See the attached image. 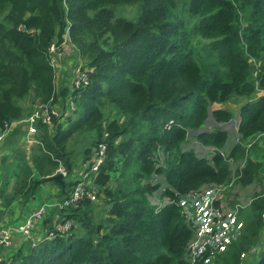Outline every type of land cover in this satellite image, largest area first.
I'll use <instances>...</instances> for the list:
<instances>
[{
	"label": "trees",
	"instance_id": "obj_1",
	"mask_svg": "<svg viewBox=\"0 0 264 264\" xmlns=\"http://www.w3.org/2000/svg\"><path fill=\"white\" fill-rule=\"evenodd\" d=\"M139 2L136 19L115 12ZM65 32L91 69L90 83L75 90L76 110L55 118L52 127L39 123L30 159L11 147L0 156V216L14 203L28 206L47 182L58 186L54 202L68 198L101 142L107 156L92 177L104 194L106 214L97 215L87 197L50 208L45 229L56 219H70L71 231L52 239L45 234L35 245L23 241L0 264H189L193 230L176 193L229 183L231 157L238 164L237 183L264 179V161L247 156L242 144L264 134V0H0V124L31 113L34 107L23 104L27 98L55 103L59 94L63 100L69 94V88L56 90L49 53ZM250 58L259 62L257 76ZM234 98H244L242 143L225 157L220 149L228 132L199 130L210 114L229 122L234 112L213 106ZM191 131L197 142L217 148L211 157L185 146ZM77 133L91 144L81 152L82 164L70 146ZM61 165L67 175L56 179ZM154 174L162 181L152 183ZM161 183L162 194L176 202L152 201ZM242 216L239 237L211 264H242L241 254L260 242L264 195ZM256 264H264V252Z\"/></svg>",
	"mask_w": 264,
	"mask_h": 264
},
{
	"label": "built area",
	"instance_id": "obj_2",
	"mask_svg": "<svg viewBox=\"0 0 264 264\" xmlns=\"http://www.w3.org/2000/svg\"><path fill=\"white\" fill-rule=\"evenodd\" d=\"M59 48L60 46L57 42L51 44L49 48L51 61L55 66ZM250 60L252 64L257 63V68L253 73L254 76H257L259 62L254 58H250ZM90 71L91 70L83 66V64L76 69L73 83L69 87V94L64 99L67 107L66 109L56 106L53 98L48 102L37 101L31 113L24 115L20 119L0 124V145L3 144L10 130L17 126H22L24 128L23 141L26 144L33 145L38 143L36 135L39 132V123L52 127L55 118H61L62 115H69L72 111L76 110L77 105L74 99V92L76 89L85 87L90 83ZM236 137V142L228 151L227 148H225L226 146L220 149V152L225 157L230 155L236 144L242 143L240 134H237ZM256 141L257 140H250L242 144H244V146L247 144L251 146ZM193 147H195L200 155L209 157L217 150V148L213 146H205L196 140L193 143ZM106 156L107 144L101 142L94 148L88 161L85 163L84 169L78 174L79 181L68 198L61 202H55L52 206L47 203L41 206L39 205L21 222L10 224L5 227L0 226V262L5 259L4 252L16 242L17 236H25L28 240H31L33 245L40 240L37 236L39 224L43 222L51 207L62 209L70 205H77L85 197L93 201L96 200L99 191L94 183V177H92V175L99 171ZM229 160L231 165L232 162L235 161L232 157ZM244 164L245 162L243 161L240 168H242ZM57 172L62 173L64 176L67 175V171L65 172L61 168L58 169ZM57 172L56 174H58ZM237 178L236 170H233V178L227 184H216L207 188L192 190L185 194L176 193L179 197L182 215L193 230V235L187 246L189 264H211L216 255L225 250L228 245L240 235L242 229V226L239 227L238 219L240 211L249 207L253 203V199L246 200L243 198L241 201L239 200L231 205H227L223 200L225 191H228L234 185ZM150 181L152 183H158L162 181V177L159 174H154ZM165 186L164 183H161L158 189L150 196L155 204L161 205L164 203L176 202L170 195L164 196L162 194ZM72 226L73 222L70 219L63 221L56 219L53 228L49 226L48 229H45V237L54 238L57 235L67 234ZM257 252L258 248L252 246L248 252H243L241 257L246 258L247 256H254Z\"/></svg>",
	"mask_w": 264,
	"mask_h": 264
},
{
	"label": "rangeland",
	"instance_id": "obj_3",
	"mask_svg": "<svg viewBox=\"0 0 264 264\" xmlns=\"http://www.w3.org/2000/svg\"><path fill=\"white\" fill-rule=\"evenodd\" d=\"M140 8H141V2L135 3V4H124V5L116 6L115 12H116L117 15L124 16V17H126L128 19H136V17L138 16V13L140 12ZM238 15H239V20H240L241 27L245 26L246 21L244 20L245 19L244 13L239 12ZM256 64L257 63H253L252 64L253 73H254V71L257 68ZM243 101H244V98H234V99H232L230 101L231 102L230 106L232 107V109H233V111L235 113L238 112V110L240 108V104ZM32 102H33V99H32V97H30V98L25 99L23 101V104L27 105V107H34L35 103H32ZM213 108H215V107L213 106ZM115 114H116V111H113L112 115H115ZM209 118H210L209 121L206 122L207 123L206 124L207 127L210 126V123H212L214 121V118L212 117V114H210ZM237 118L238 117H236V119ZM234 122H235V120H234ZM23 134H24L23 130H22V128H20L19 132H18V134L16 136V139L13 140V142L7 143V146H6V144H2L1 145L0 154L4 150H8L11 147V149H13V153L23 152V153H25L27 155V159H29L31 157L32 153H33L35 145L28 146V144H26L23 141V139L21 140V136ZM193 135L194 134H190L189 140H188L187 144L185 145L186 147H192L193 146V143L195 142V139H194ZM236 138L237 137L235 136V138H233L229 142L228 147H227V151L236 142ZM17 140H18V142H16ZM85 140H86V138H85L84 134L77 133L73 137V139L71 141V145H70L75 150V153H74L75 159L80 164H82V153L81 152H82L84 146H86V145L87 146H91L90 140H88L86 142H85ZM247 148H248V151L246 153H249V156H253V157L258 156L259 157L258 160L264 161V145H262L259 149H256L255 152L252 151V149H251L252 146H249L248 144L246 145V150H247ZM15 149H16V152H15ZM232 166H233V170L235 171L237 166H238L237 162L233 161L232 162ZM60 168L63 169L66 172V168L64 166L61 165L59 167V169ZM57 173H59V172H57ZM235 178H236V176H235ZM233 188L235 190L237 189V195L248 196L245 199L246 200L247 199H253V202L260 195H262V194L264 195V190L262 189L263 186H262V188H258V189H256L257 188V186H256L255 190L253 191V190L247 189L246 187H242L240 185H237V181L235 180V183L231 187V190L230 191H227V190L225 191V196H224L223 200H226V202H228V203L235 202V201L231 200V198H233V195H232ZM97 189H98V187H97ZM238 190H241V191L243 190V192H242L243 194H238ZM58 191H59L58 186L53 184L52 182H47V183L43 184L42 190L40 192H38L36 198L33 199V201L29 204V206H20V204H17V203H14L13 205H11V207L7 209L8 210V217L4 218V217L0 216V226L1 227H5V226H7V225H9L11 223L21 221L27 214H29L30 211H32L33 207L30 208V205H32V204H34L32 206H35V205H37V206L40 205L41 206L45 202L46 203L51 202L53 204V202L55 201L54 198H56ZM42 199L43 200L45 199V201L43 202ZM104 199H105L104 194H101V195L99 194V200L97 202H95V205H96V211L95 212L99 216L106 214L107 204H106V201ZM52 204H51V206H52ZM249 207H247V208H245L243 210H247ZM241 212H242V210H241ZM241 212H240L239 217H238V219H239V227L242 226V228H244L245 220H244V217L242 216ZM241 223H242V225H241ZM44 230H45V227H44L43 223L41 222L39 224V232L37 234V236L39 237L40 240L42 238H44V235H45V232H46V230L45 231ZM70 231H71V229L69 230V232ZM79 232H83V229L81 228V226L79 227ZM47 239H52V238H47ZM27 240L28 239L25 236H21V237L17 236L16 242L13 243V245L11 247L7 248L6 251L4 252V257L9 256L12 253V251L14 250V248L19 243H21L23 241H27ZM259 241H260L259 243L253 245V246H256L258 248L257 254L254 255L253 257L252 256H247L246 258H242L241 257L242 258V260H241L242 264H256V262L258 261L260 256L263 254V252H264V229L262 230V234H261V237H260ZM249 249L246 252H248Z\"/></svg>",
	"mask_w": 264,
	"mask_h": 264
},
{
	"label": "crops",
	"instance_id": "obj_4",
	"mask_svg": "<svg viewBox=\"0 0 264 264\" xmlns=\"http://www.w3.org/2000/svg\"><path fill=\"white\" fill-rule=\"evenodd\" d=\"M58 44H60L59 46H60V48H59V50H58V53H57V62H56V77H55V86H56V90L57 91H60L61 89H67V88H69L71 85H72V83H73V78H74V76H75V71H76V69L79 67V66H81L82 64H83V60H82V58H81V56H80V52H79V50L71 43V41H70V37H69V34H68V32H65L64 34H63V42L62 43H59V40L58 39H56L55 40ZM260 94H263V92H260V93H258V94H256V95H254L253 97H257V96H259ZM246 100V99H245ZM231 101V100H230ZM230 101H227V102H223V103H217V104H215L214 105V107L215 108H222V109H229V110H232L233 111V109H232V107L230 106L231 105V102ZM244 102V101H243ZM242 102V103H243ZM241 103V104H242ZM56 106H58V107H60V108H64V109H66L67 107H66V104H65V102H64V100H63V97L62 96H60V94H59V96H57V98H56V101H55V103H54ZM241 104H240V107H241ZM234 112V111H233ZM63 116V115H62ZM65 117H67L68 115H64ZM210 117V116H209ZM213 117V116H212ZM236 117H238L237 119H236ZM214 118V117H213ZM209 119L210 118H208V120H207V122L209 121ZM234 120H235V122H234ZM241 120H242V118H241V112H240V108H239V110H238V112L237 113H235L234 112V116H233V118L229 121V122H217L216 121V119L214 118V121L212 122V123H210V126H206V124L204 125V127L202 128V129H200L199 130V132L200 131H208V130H214L215 128H219V129H222V130H224V131H227L228 132V134H229V139H228V142H227V144H226V147L225 148H227L228 147V144H229V142L233 139V138H235V136H237V134H239V132H238V130H239V126H240V123H241ZM20 128H22V130H23V133H24V128L22 127V126H17V127H15V128H12L11 130H10V132L7 134V136L5 137V140H4V143L3 144H6L5 142H7V140H8V138L16 131V130H19ZM191 134H196V132L194 133V131H191ZM193 135V136H194ZM251 141L252 140H257L256 142H254L251 146H252V151H254L255 152V148H254V146H257V145H259L260 147L262 146V145H264V134H262V135H258V136H254L253 138H251L250 139ZM249 140V141H250ZM2 145V144H1ZM1 145H0V147H1ZM33 145H35V144H33ZM33 145H28V146H33ZM244 145V144H243ZM247 151H248V148H247ZM8 151L7 150H4L1 154H0V156H2V155H4V154H6ZM247 156H249V153H247ZM31 158V157H30ZM29 158V159H30ZM251 158L253 159V160H255V161H261V160H258V156H255V157H253V156H251ZM245 162V161H244ZM242 163V162H241ZM240 163V164H241ZM84 167H85V164L83 165V167H82V169H81V171L84 169ZM0 169L3 171V169H2V165H0ZM80 171V172H81ZM79 172V173H80ZM263 175V177H264V174H262ZM263 182H264V179H263ZM263 182H261V184H258L257 182H252V183H249V184H246V185H243V184H239V183H237V185H240V186H242V187H246L247 189H250V190H255V188H256V186H257V188L256 189H258V188H262V186H264V184H263ZM11 190V187L9 188V190L7 191V192H9ZM231 190V188L228 190V191H230ZM243 192V190L241 191V190H238V194H243L242 193ZM232 195H233V198H231V200H233V201H235V202H230V203H228V202H226V200H224L225 202H226V204L227 205H231V204H234V203H236L237 201H241L243 198H247L248 196H243V195H237V189L235 190L234 188H233V190H232ZM99 200V192L97 193V198H96V200H94L95 202H97ZM42 201L44 202L45 201V199L43 200L42 199ZM46 203V202H45ZM50 204H52L51 202H49ZM49 203H47V204H49ZM55 202H53V204H54ZM161 203V202H160ZM32 205H34V204H32ZM32 205H30V208H32L33 207V209H32V211L34 210V209H36V207H38L37 205H35V206H32ZM29 206V205H28ZM52 208V207H51ZM32 211H30L29 213H31ZM243 211H245V210H242V212L241 213H243ZM2 217H4V218H7L8 217V210H6V212H5V215L4 216H2ZM49 228V226H47V229ZM253 257V256H252ZM250 259V258H249Z\"/></svg>",
	"mask_w": 264,
	"mask_h": 264
},
{
	"label": "water",
	"instance_id": "obj_5",
	"mask_svg": "<svg viewBox=\"0 0 264 264\" xmlns=\"http://www.w3.org/2000/svg\"><path fill=\"white\" fill-rule=\"evenodd\" d=\"M61 177H63V174H62V173H58V174H56V176H55L56 179H60Z\"/></svg>",
	"mask_w": 264,
	"mask_h": 264
}]
</instances>
